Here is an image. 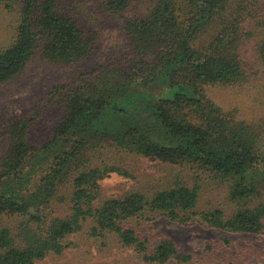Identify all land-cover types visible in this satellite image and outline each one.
<instances>
[{"label": "trees", "instance_id": "obj_1", "mask_svg": "<svg viewBox=\"0 0 264 264\" xmlns=\"http://www.w3.org/2000/svg\"><path fill=\"white\" fill-rule=\"evenodd\" d=\"M131 1L113 0V9L123 12ZM153 1L146 15L126 23L130 59L79 73L50 137L33 141L30 119L12 123L0 160V264L63 254L86 225L143 263L189 261L174 241L137 230L158 216L181 224L199 217L214 229L264 236V123L238 119L207 92L248 83L256 66L264 75V0ZM17 5L18 35L0 49V88L37 56L63 66L92 56L95 36L58 0H0V10ZM251 39L254 65L244 56ZM150 87L166 88V96L143 90ZM131 156L195 177L179 173L153 194L103 198L104 179L131 176L116 161ZM207 180L226 186L237 203L233 215L200 210ZM66 203L71 212L56 216L55 206Z\"/></svg>", "mask_w": 264, "mask_h": 264}, {"label": "rangeland", "instance_id": "obj_2", "mask_svg": "<svg viewBox=\"0 0 264 264\" xmlns=\"http://www.w3.org/2000/svg\"><path fill=\"white\" fill-rule=\"evenodd\" d=\"M113 0H58L79 21L86 33L95 36L91 57L72 66L58 65L41 56L33 59L24 73L0 88V160L10 148L9 130L13 122L32 120L30 135L33 141L42 142L50 137L61 117L63 95L81 72L102 65L125 63L131 57V45L127 37L126 23L146 15L154 6L153 0H132L123 12H116ZM20 5L12 10H0V49L11 46L18 35ZM255 42L245 43L244 56L254 65ZM248 83L208 88V95L238 119L261 125L264 123V75L256 67ZM252 73V71H251ZM63 87H67L61 90ZM149 89L157 96H166L163 87ZM116 161L125 164L131 176L112 174L101 182L102 197L111 198L138 191L153 194L171 184L173 177L182 173L194 178L187 168L169 166L158 161L124 157ZM201 211L224 209L229 216L237 209L230 200L223 183L206 181L199 204ZM56 216L65 217L70 204L55 206ZM143 238L152 241L169 239L179 250L190 255L187 262L177 260L168 264H264V236L238 235L214 229L199 217L193 222L181 224L164 216L150 223L137 225ZM72 244L63 254H50L36 264H146L136 259L132 251L124 250L111 240L98 239L90 233V225L70 238Z\"/></svg>", "mask_w": 264, "mask_h": 264}]
</instances>
